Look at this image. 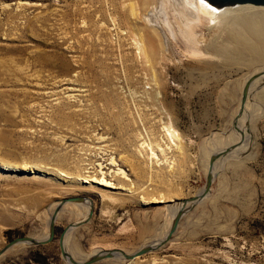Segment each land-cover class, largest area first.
Wrapping results in <instances>:
<instances>
[{"label":"rangeland","instance_id":"374dc122","mask_svg":"<svg viewBox=\"0 0 264 264\" xmlns=\"http://www.w3.org/2000/svg\"><path fill=\"white\" fill-rule=\"evenodd\" d=\"M170 3L0 0V247L45 237L56 200L86 194L93 213L68 233V252H133L161 238L179 201L201 191L209 155L239 141L232 121L245 79L263 71L251 47L264 44V14L252 25L259 35L203 14L186 27ZM238 124L247 143L216 163L209 194L166 243L92 264H264L263 83ZM85 206L66 203L51 242L16 244L0 264H70L57 235Z\"/></svg>","mask_w":264,"mask_h":264},{"label":"water","instance_id":"95a60500","mask_svg":"<svg viewBox=\"0 0 264 264\" xmlns=\"http://www.w3.org/2000/svg\"><path fill=\"white\" fill-rule=\"evenodd\" d=\"M203 1H205L210 6L216 9H222L224 7H232L239 4H252L256 6H264V0H203ZM259 78H264V71H254L253 73H251L245 79L242 86L239 108L232 121L233 127L238 131L240 135L239 141L231 143L218 151L212 152L209 155L208 164L205 172V182L201 191L194 196L181 199L179 201L180 205L177 207L174 214L172 215V220L169 224L167 233L161 239H158L152 243H146L133 252H126L120 248L100 249L86 258L75 259L73 255L69 253L68 250L66 249V237L72 228L78 227L79 225L86 223L90 219L93 213L92 199L86 194H80L75 196H66L56 200V204L48 218L47 234L45 237L36 238L30 235L16 236L0 247V257L8 249H10L12 246L16 244L37 246L51 242L56 237V233H57L56 221L62 207L66 203H77V202L86 203L89 205L86 216L80 220L70 222L65 227H63L57 235V241H58V247L60 249V253L62 257L65 259V261L70 264H92L105 258H114L117 255H121L122 258L125 260H132L138 256L146 254L149 251L155 250L164 243H166L171 238L173 233L176 231L179 221L181 217L184 215V213L190 210L195 203L199 202L203 197L209 194L211 190L212 182L216 176V171L214 172L213 170L214 165L218 163L220 159L230 156L234 151L239 150V147L242 146L243 143L246 141L245 135L246 134L249 135L248 126L247 125L245 127L240 126L238 124V120L244 114L246 101L250 95L251 88L254 82Z\"/></svg>","mask_w":264,"mask_h":264},{"label":"bare ground","instance_id":"6f19581e","mask_svg":"<svg viewBox=\"0 0 264 264\" xmlns=\"http://www.w3.org/2000/svg\"><path fill=\"white\" fill-rule=\"evenodd\" d=\"M144 3H145V1L146 0H142ZM170 4H172L173 5V7H175L174 9H176L177 11H178V13H179V15L183 18L182 20H184V22H183V25L184 26H186V27H189L191 24H193V23H198V22H200V18L202 17H200V15H206L207 17H208V19H209V22L212 24V23H219L218 21H220V20H222V18L224 19V20H222V22H220V23H226V24H229L230 25V23H232L233 21H240L241 23H243L245 26H246V30H250V31H253L254 33H255V35H259L258 34V31H257V29L255 28L254 29V27L252 26L253 24H254V22H255V17L257 16V15H259V14H264V12H245V13H240V14H235V15H229V14H231V13H236V12H239V11H233V10H240V9H243V8H246V9H250V8H252V7H262V6H256V5H252V4H239V5H235V6H232V7H224V8H222V9H216V8H214V7H212V6H210L208 3H206L205 1H203V0H170ZM160 4L162 5L163 3H161L160 2ZM160 5V11L162 10V6ZM131 8L133 9V6H131ZM158 8L157 7H155L154 8V13H152V11H150L153 15H155V13H156V10H157ZM225 11H227V12H225ZM243 11V10H242ZM164 12V11H163ZM225 13V14H224ZM226 15H229V17L228 16H226ZM226 17V18H225ZM203 18V17H202ZM161 21V20H160ZM162 24L163 25H165V27L171 32V34H173L174 33V31H173V29H172V27H171V23H169L170 21H169V19H168V17H167V14L165 15L164 14V16L162 17ZM160 22V23H161ZM216 23V24H217ZM155 27H159L160 26V24L158 23V21L156 20V22H155V25H154ZM229 27V26H228ZM231 28V27H230ZM238 28V27H237ZM262 30V29H261ZM243 32V31H242ZM242 32H241V35H242ZM245 32V31H244ZM251 34H252V32H251ZM243 35H244V33H243ZM254 35V36H255ZM240 36V35H239ZM245 36V35H244ZM243 36V37H244ZM238 37V36H237ZM236 37V38H237ZM241 37V36H240ZM247 38H249V37H247ZM239 39V38H238ZM237 39V40H238ZM241 39V38H240ZM246 39V38H245ZM245 39H243L242 38V40H245ZM239 41V40H238ZM237 41V43H240V42H238ZM241 41V40H240ZM246 41V40H245ZM251 41V40H250ZM247 42H249L248 41V39H247V41L246 42H244V43H247ZM253 42V41H252ZM243 43V44H244ZM254 43V42H253ZM258 43V42H257ZM252 44V43H251ZM259 44V43H258ZM244 46V45H243ZM246 47H248V46H246ZM253 47V48H252ZM252 47H251V50H252V52L259 58H263L264 57V44L262 45V46H260V45H256V46H253V44H252ZM138 49H139V53L140 54H142L143 56L144 55H146V50H145V47L144 46H142L141 44L138 46ZM145 57V56H144ZM261 58V59H262ZM261 69L264 71V65H262V67H261ZM262 83L264 84V78H259L258 80H256L255 82H254V86H261L262 85ZM244 116V114L242 115V117ZM242 117L241 118H239V120H238V123L239 122H241L242 121ZM240 126H242V125H240ZM166 130H168L167 131V134H168V136L170 137V138H172V139H174V136H175V134H176V132L174 133V131H173V129H169V128H166ZM247 137L248 136H246L245 135V139L247 140ZM246 142V141H245ZM247 143V142H246ZM246 143H245V145H246ZM244 147V146H243ZM242 148V147H241ZM241 148H239L240 150H241ZM240 150H236V151H234L233 153H235V152H237V153H239L240 152ZM216 167H217V165L215 164L214 165V168H213V170H214V172L216 171ZM94 179V178H93ZM93 179H91V180H93ZM100 180H102L101 181V183H104L105 182V180H104V178H101ZM86 181V180H85ZM94 181V180H93ZM99 182V181H98ZM100 183V182H99ZM105 183H107V182H105ZM107 185H109V183H107ZM87 206H88V208H89V205L88 204H86ZM87 206H85L86 207V211H88V208H87ZM173 208V207H172ZM175 210H176V208L175 209H173L172 211H171V215H173L174 214V212H175ZM85 211V212H86ZM87 214V213H86ZM86 216V215H85ZM84 216V217H85ZM83 217V218H84ZM171 220H172V217L170 218V222H171ZM170 224V223H169ZM169 227V226H168ZM168 230V229H167ZM166 233H167V231H166ZM165 233V234H166ZM165 234L163 235V236H165ZM46 236V235H45ZM162 236V237H163ZM68 237V236H67ZM161 237V238H162ZM161 238H159V239H161ZM91 255V254H90ZM116 257H122L121 255H117ZM115 258V257H114ZM122 259V258H121Z\"/></svg>","mask_w":264,"mask_h":264}]
</instances>
